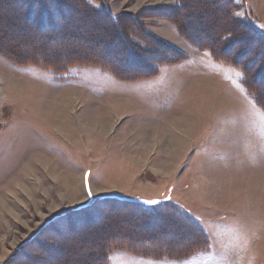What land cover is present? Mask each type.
Returning <instances> with one entry per match:
<instances>
[{"label": "rangeland", "instance_id": "obj_1", "mask_svg": "<svg viewBox=\"0 0 264 264\" xmlns=\"http://www.w3.org/2000/svg\"><path fill=\"white\" fill-rule=\"evenodd\" d=\"M86 1L113 18L123 15L137 20V31L129 29L126 37L138 56L147 57L152 75L119 76L95 64L18 63L8 51L16 42L4 32L6 39L0 40V264H94L86 258L77 263L74 260L80 257L75 255L106 224L117 225L118 215L109 211L118 206L96 205L88 214L93 219L88 225L63 220L45 226L93 199L109 196L153 209L171 207L187 217L188 226L201 231L205 244L183 256H170L167 250L155 254L113 247L102 253L104 264H264V110L245 88L243 78L231 70L243 73L239 67L206 55V49L190 41L209 42L202 31L209 18L192 17L189 22L195 28L188 30L179 19L186 5L180 0ZM235 1L240 4L242 15L237 18L242 28L237 26L240 22L234 28L245 32L246 24L264 30L247 1ZM174 8L181 11L172 19ZM74 21L69 20L67 30L81 33ZM55 31L60 32L59 28L46 30L50 37ZM226 31L232 33L230 27ZM111 44L117 46L116 41ZM117 48L116 54L126 61L121 63L123 70L140 68L134 67L132 53ZM71 93L81 95L74 116L68 105ZM46 110H51L54 120ZM94 118L111 130L107 134L98 128L83 130L81 125ZM56 122L61 130L54 128ZM74 199L86 201L76 206ZM136 213L119 214L131 217L120 221L119 233L125 238L136 233V238L155 242V248L177 241L170 239L161 220L154 224ZM179 233L188 236L186 230Z\"/></svg>", "mask_w": 264, "mask_h": 264}, {"label": "trees", "instance_id": "obj_2", "mask_svg": "<svg viewBox=\"0 0 264 264\" xmlns=\"http://www.w3.org/2000/svg\"><path fill=\"white\" fill-rule=\"evenodd\" d=\"M180 4L184 7L182 8L183 14L179 16V19L188 30L191 27L195 28L194 25H191L192 22H189L192 17L202 16L203 18L208 17L210 20L209 23L206 22L208 23L204 29L206 31L202 30L209 37V42H202L198 38L190 39L188 32L184 34L197 47L206 49L215 59L227 61L239 67L244 74L245 88L264 110V31L257 28H255L256 30L252 29L244 23L245 32L238 28H242V21L234 15L239 11L240 5L235 0H180ZM172 11L171 18L175 19L176 13H180L181 10L178 11L174 8ZM121 16L120 20L113 18L106 10L94 8L86 0H78V3L70 5L60 0H29L25 2L23 0H0V40L6 39L4 32L9 33L8 37L16 43L13 45L14 48L9 47L8 51L16 57L15 61L18 63L55 67L60 63L62 66L65 63L95 64L102 65L119 76L133 73H137V76L152 75L151 68L147 67V57L141 56V53L138 56L139 51L126 37L129 29L137 31L135 28L139 26V23L133 17L127 16L124 19L123 15ZM70 19H74V22L79 24L80 28L77 29L81 30V33L67 30L66 27L72 24L69 22ZM235 23H239L236 28H234ZM227 27L232 29V33L226 31ZM47 28L51 32L59 28L60 32L55 31L53 37H50L51 32L47 34ZM192 30L195 31V29ZM219 38L220 41H218ZM113 41L117 42L116 47L111 44ZM90 42L92 44H89ZM99 42L103 44L102 47L98 45ZM120 46L125 47L126 51L134 55L131 56L136 61L134 67H140L139 69L126 71L122 69L124 67L122 64H125L126 61L123 58L122 62V54L120 56L116 54L117 47ZM235 47H237L236 51L230 52V49ZM96 205H101V207L118 206L116 210L109 211V214L118 215L116 216L117 225L109 222L101 233L95 235L94 240L84 237L89 240V243L87 245L78 243L82 246V252L75 255L80 257L74 260L77 263L86 258L93 259L94 264H104L102 253L107 254L113 247H125L129 251L137 253L158 254L167 250V254L170 256H183L202 248L205 244L204 239H201V231L195 226V228L192 225L188 226L190 221L187 217L179 216L178 212L171 207L162 206L153 209L139 202L135 203L112 196L93 199L85 206L55 217L46 224L45 229L63 220H75L88 225L89 221H93L90 216L88 217V214L94 211ZM118 209L121 210L118 211ZM129 210L137 212L138 215L136 213L135 216L143 217L144 220L147 219L154 224H158L161 220V225L165 230L168 229L167 233L171 235L170 239H177V241L162 242L161 248H155V242L152 244V240L136 238L139 237L136 233L133 238H125L119 233L120 221L131 217L119 216V214L120 212H129ZM179 230H186L188 236L184 238ZM147 237L150 238V236ZM165 240L169 241V238ZM177 249H182V251L174 252Z\"/></svg>", "mask_w": 264, "mask_h": 264}, {"label": "bare ground", "instance_id": "obj_3", "mask_svg": "<svg viewBox=\"0 0 264 264\" xmlns=\"http://www.w3.org/2000/svg\"><path fill=\"white\" fill-rule=\"evenodd\" d=\"M150 52V51H149ZM138 58V57H137ZM0 81H1V78H0ZM0 94L2 95L3 93H2V91L0 90ZM81 96V95H80ZM80 96L79 95H77L76 93H71L70 94V96H69V99H70V103L68 104L69 106H70V115H72V116H74V111H75V108H76V105H77V103H79L80 104V101H79V99L78 98H80ZM68 99V100H69ZM63 107V106H62ZM56 109H58V110H60L61 109V107L60 108H56ZM79 110V109H78ZM47 111V110H46ZM58 113L56 114V117H57V119H58V116H59V111H57ZM47 113V116L49 117V118H52L51 116H52V112H51V110L48 112H46ZM76 114V113H75ZM47 117V118H48ZM53 119V118H52ZM77 119H79V118H77ZM54 120V119H53ZM1 121V120H0ZM81 121V120H80ZM176 122H178V121H176ZM180 122H181V120H180ZM184 123H188V122H185V120L183 121ZM80 123V122H79ZM179 123V122H178ZM82 124V123H81ZM80 124V125H81ZM77 125H79V124H77ZM82 128H83V130L85 129L86 131L88 130V131H93V130H95V129H99V131L100 132H104V133H106L107 134V132L108 131H110L111 130V128L112 127H107V126H104L103 127V125L102 124H100V121L97 119V118H94V119H91V120H86L82 125ZM54 128L55 129H57V130H61V126L56 122V124L54 125ZM104 129V130H103ZM183 129V128H182ZM181 129V130H182ZM190 129V128H189ZM183 131V130H182ZM156 139V138H155ZM152 144V143H151ZM175 144V143H174ZM173 146V145H172ZM179 146V145H178ZM177 146V147H178ZM169 147V146H168ZM171 147V146H170ZM176 146H174L173 148L176 150V148H175ZM173 148H170L171 150H174ZM169 149V148H168ZM156 151V150H155ZM170 152V151H169ZM171 153H172V151H171ZM173 154H176V153H173ZM48 168V167H47ZM53 171H54V169H53ZM60 177V176H59ZM54 178H56V177H54ZM62 178V177H61ZM57 180V179H56ZM66 180V179H65ZM18 183V182H17ZM24 186V185H23ZM68 186V185H67ZM70 186V185H69ZM21 189V188H20ZM24 189V188H23ZM35 189V188H34ZM33 190V189H32ZM71 191V190H70ZM23 192V191H22ZM45 192V191H44ZM58 192V191H57ZM66 192V191H65ZM97 192H101V191H97ZM25 193V192H24ZM59 194V193H58ZM67 194V193H66ZM74 195H76V194H74ZM69 196H70V194H69ZM69 199H71L70 197H69ZM85 201L86 200H82V199H79V200H73V203L72 204H76V206L77 205H81V204H84L85 203ZM0 204H1V200H0ZM5 205V204H4ZM2 206V205H1ZM71 206V205H70ZM6 207V206H5ZM0 208H2V207H0ZM39 215V214H38ZM146 249V248H145Z\"/></svg>", "mask_w": 264, "mask_h": 264}, {"label": "crops", "instance_id": "obj_4", "mask_svg": "<svg viewBox=\"0 0 264 264\" xmlns=\"http://www.w3.org/2000/svg\"><path fill=\"white\" fill-rule=\"evenodd\" d=\"M238 1V0H237ZM251 10V15L260 18L264 24V0H246ZM264 31V30H262Z\"/></svg>", "mask_w": 264, "mask_h": 264}, {"label": "snow or ice", "instance_id": "obj_5", "mask_svg": "<svg viewBox=\"0 0 264 264\" xmlns=\"http://www.w3.org/2000/svg\"><path fill=\"white\" fill-rule=\"evenodd\" d=\"M234 15L239 16V15H242V13H240V12H236V13H234ZM205 54L208 55V54H210V53H207V52H206ZM231 70L234 71V72L236 73V75L239 76L241 79L243 78V73L238 72V71L235 70V69H231ZM245 91H246V90H245ZM254 107H255V106H254ZM261 139L264 140V131L261 132ZM91 195H92V193H91V191L89 190V192H88V196H89V198H91ZM145 203L155 204V203H158V201H147V202H145ZM177 264H179V262H177Z\"/></svg>", "mask_w": 264, "mask_h": 264}]
</instances>
